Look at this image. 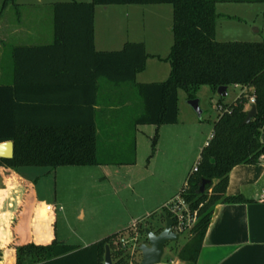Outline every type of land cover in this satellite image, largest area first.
Segmentation results:
<instances>
[{
    "label": "trees",
    "instance_id": "1",
    "mask_svg": "<svg viewBox=\"0 0 264 264\" xmlns=\"http://www.w3.org/2000/svg\"><path fill=\"white\" fill-rule=\"evenodd\" d=\"M220 1L256 2L264 0H70L52 4L53 41L48 45L15 46L11 57L13 83L0 85V143L12 141L14 155L0 158V166L18 170L21 167L134 165L135 139L129 143L132 157L105 158L99 152V136L94 120L70 126H38L24 120L25 107H34V99L21 97V87L35 88V74L65 88L85 89L92 110L96 103L99 80L113 87L131 84L141 103L132 120L133 129L140 125L156 127L151 140V154L156 150L158 130L173 125L178 119V91L188 99L200 86L216 91L220 86H239L241 92L230 104L220 99L221 112L213 122L212 138L199 154L197 171L189 173L179 193L197 210V220L179 249L171 248L182 264H196L202 242L218 204L248 202L242 195L228 196L229 173L241 164L264 163V42L224 41L215 39ZM170 4L173 42L168 56L170 65L166 80L136 83V76L146 66L147 55L142 43L127 42L121 49L96 51L94 47V9L97 5ZM6 5V3H4ZM254 97L256 114L243 124ZM86 102V101H85ZM124 147V146H123ZM208 180L204 193H199L201 180ZM165 208L153 213L135 226L121 230L85 247L53 240L48 245L33 242L15 249V264H104L105 247L110 248L113 264H125L128 250L120 239L147 242L145 230L158 234L165 218ZM155 222V224H153Z\"/></svg>",
    "mask_w": 264,
    "mask_h": 264
},
{
    "label": "crops",
    "instance_id": "2",
    "mask_svg": "<svg viewBox=\"0 0 264 264\" xmlns=\"http://www.w3.org/2000/svg\"><path fill=\"white\" fill-rule=\"evenodd\" d=\"M80 1L85 2L88 0ZM227 2L235 1H220L215 5L216 14L218 15L215 27V39L219 42L230 41L225 40L226 37H231L229 34L236 30L226 28L225 30L219 31L218 29L222 21L221 18L224 15H226V17L228 15L219 12L217 7ZM132 6L133 7H128L129 9L127 10H118V13L121 14L120 16L124 17L122 23H118L106 17V14H108L110 10L109 6H105L103 10L99 9L100 11L95 7L94 47L96 51H113L118 50L119 47L121 49L127 42L142 43L147 55L146 66L142 72L137 74L135 82L149 83L144 80H138V76L146 71L149 60L166 62L165 58L168 56L172 44L167 37L166 41H164L165 39L163 36L162 39H160L161 34L159 31L161 30V23L166 21L163 25L164 30L166 33L169 34V32H171L172 34V22L170 20L172 9L166 7L165 4ZM115 12H117V10ZM133 14L135 18L129 19V16ZM145 16L155 21L153 24H158V26H154L151 23L146 24ZM128 23L131 26L130 31L127 28ZM237 30V32H241L240 28ZM242 35L245 36L244 31H242ZM52 41L38 44H19L14 45L12 49L15 46L48 45L52 43ZM2 43L3 41H0V49ZM1 56L2 53L0 52V57ZM152 77H156V75L153 74ZM33 78L37 80L34 84V89H30L27 86L21 87L20 89L21 97L34 99L33 108L27 106L21 110V112H23L22 119L34 121L38 126H70L75 123L88 122L92 118L95 122L97 135L99 136V152L103 157H119L117 153L118 149L114 146L117 144L115 140L118 138V143L122 145L119 149L122 150L126 148V143L129 144L131 142L132 136H134L135 139L136 155L137 132L140 126L146 125L136 126L134 129L132 127V120L137 113L134 115L133 113H127V109L132 108V103H130L127 98L123 97L128 91L127 85L113 87L103 80H99L96 103L91 110L88 104H84L88 103L87 101L90 100V94L87 90L65 88L57 83L47 82L48 78L50 79L52 77L41 74H35ZM12 83L13 64L12 69L7 71L1 63L0 85H9ZM211 92L214 96L218 97V102L221 97L212 89ZM241 92L246 93V88ZM117 96H122L124 100L116 99ZM192 99L197 98L195 97ZM191 110H193L192 107ZM201 116L202 111L200 116L196 115L197 122L201 120ZM158 132L160 135L159 139L161 138L160 144L162 145H158V150L164 154L166 161H171L172 158H170V156L172 155L177 156V161L173 165H169L167 169L178 171L179 173L183 172L184 175H186L187 170L185 168L184 158L186 130L185 126L182 125L179 120V98L177 123L161 126ZM260 138L262 142H264V127L261 129ZM206 142L201 143L198 147V160L200 151L205 146ZM156 151L157 148L154 153H156ZM181 155L183 158L182 161L180 160ZM152 156H154V154ZM102 166L122 167L131 165ZM59 168L60 167H57L52 170H56L57 172ZM1 170L0 168V172ZM8 171L9 173L12 172L11 169H8ZM67 173L70 172L67 171ZM189 173H191V171ZM173 174H175V172ZM14 175H16V173H14ZM17 184H19L18 187L13 190L22 194L24 192V187L20 183ZM180 189V186L172 182L169 186L166 185L164 188L154 193V197L151 199V202L153 201L152 205H147L148 203L145 202V199H141L142 202L140 204L142 210H139V214H137L138 216L135 218L142 216L140 220L143 221L153 213H160L164 205L177 195ZM226 194L228 196L242 195L248 202L218 204L214 208L196 264H264V201L262 200L264 198L263 161L253 165L241 164L233 167L229 173ZM21 197H18L15 206H8L9 209H13L12 212L6 209L0 214V216H2V218L0 217V264H15V249L18 246L31 242L39 245H48L53 240H56V232L55 229L53 230L52 225L54 211H47V204L43 205L41 202L38 204L37 196L25 194V200H20L23 198ZM147 197L150 200L151 195ZM4 216H6V218ZM135 225L136 224H133V226ZM173 262L174 264H181L179 260Z\"/></svg>",
    "mask_w": 264,
    "mask_h": 264
},
{
    "label": "rangeland",
    "instance_id": "3",
    "mask_svg": "<svg viewBox=\"0 0 264 264\" xmlns=\"http://www.w3.org/2000/svg\"><path fill=\"white\" fill-rule=\"evenodd\" d=\"M65 1L70 0H0V41H3L0 49L2 53L0 64L2 63L5 70L12 69L11 50L14 45L52 41V4ZM89 1L91 0L85 2ZM165 6L173 10L172 5L165 4ZM96 7L100 11L99 9L103 10L105 6L97 5ZM109 7L110 10L106 17L122 23L124 17L120 16L118 10H127L128 7L133 6L120 4ZM217 9L228 15L221 18L219 31L226 28L236 29L230 33L231 35L229 34L231 37H226L225 40L264 42V1L227 2L218 5ZM116 10L117 12H115ZM133 15L129 16V19L135 18ZM144 18L146 24L155 22L147 16ZM165 22L161 23L160 39L162 36L164 41L168 38L172 44L171 32L166 33L163 27ZM153 25L158 26V24ZM127 28L129 31L131 30L129 23ZM239 28L241 29L240 33L237 32ZM242 31L245 36L242 35ZM169 72L170 65L167 61L149 60L146 71L138 76V80L164 81ZM153 74L156 77H152ZM251 90L246 88V93ZM240 93V87L229 86L227 96L221 99L225 104H230ZM193 95L199 100V107L202 111L201 120L198 122L196 112L191 110V106L188 104V95L183 90L178 91L179 120L186 130L184 154L186 175L183 172L167 169L169 165H173L177 161V156H170L172 159L167 162L164 154L159 152L158 145L161 143L159 132L157 151L152 156L151 140L155 133V127L152 125L140 126L137 132L136 163L131 166H63L57 172L47 167H21L18 170L11 169L10 173L8 171L10 168L0 166L2 169L0 172V214L9 209V205L15 206L18 197L22 196L23 198L21 197L20 200H25V194L37 196L38 204L41 202L43 205L62 208L61 211H54L52 216L56 240L77 247L88 246L127 229L137 222L142 223L143 221L140 220L142 216L135 218L141 209V199L144 198L147 205H152L151 199L154 197V193L166 185L169 186L173 182V184L182 187L188 173L192 171L198 161L199 145L206 142L211 135L213 122L219 113L217 110L218 97L212 94L211 88L208 86H200L193 92ZM123 97L132 103V108L127 109V113L136 114L140 109L141 100L131 84H128V91ZM123 97L117 96L116 99L121 100ZM115 142L117 144L114 146L118 149V156L123 160H129L132 157L130 145L126 143V148L120 150L119 147L122 145L118 143V138ZM160 146L162 145L160 144ZM180 160H183L182 155ZM174 172L175 174H173ZM17 183L24 187L22 194L13 190L18 187ZM149 195H151L150 200L147 197ZM12 210V208L9 209V212ZM0 217L2 218V216ZM4 217L6 218V216ZM187 236L181 235L175 242L177 244L175 247L178 249L182 247L187 241ZM138 243H142V240ZM173 246L174 243L166 245L161 264H169L171 260H178L174 251L171 250ZM140 260L141 254L136 252L126 260L125 264L128 262L140 264Z\"/></svg>",
    "mask_w": 264,
    "mask_h": 264
},
{
    "label": "water",
    "instance_id": "4",
    "mask_svg": "<svg viewBox=\"0 0 264 264\" xmlns=\"http://www.w3.org/2000/svg\"><path fill=\"white\" fill-rule=\"evenodd\" d=\"M219 97L223 98L227 96V86H220L216 90ZM188 104L197 113L198 116L201 115V110L199 107L198 99L188 100ZM256 114V107L254 103L249 105L246 117L243 124L247 125L251 122ZM14 155V144L12 141H5L0 143V158L11 159ZM208 180H201L199 186V193H204L206 184ZM173 221L170 217L165 218V223L162 231L158 234L154 233L150 229L145 230L146 243H142L139 246V251L141 254L140 264H161V260L164 254L165 247L168 243H175L178 241L179 237L177 234L172 232ZM104 264H113L110 248L105 247Z\"/></svg>",
    "mask_w": 264,
    "mask_h": 264
},
{
    "label": "built area",
    "instance_id": "5",
    "mask_svg": "<svg viewBox=\"0 0 264 264\" xmlns=\"http://www.w3.org/2000/svg\"><path fill=\"white\" fill-rule=\"evenodd\" d=\"M249 103L250 104L254 103V97L249 98ZM217 110L219 113L221 112V106L220 105H217ZM212 136L213 135L211 133V135H210L209 139L207 140V142L205 143V145L208 144V142L212 138ZM198 162H199V160L196 162L191 173L197 171ZM262 200L264 201V198ZM164 208L167 210V212L170 215V218L173 221L172 232L177 234L178 237H180L181 235H183V236L188 235L196 223L197 210L191 209L190 204L185 200V198L181 195V193H178L173 198H171L164 205ZM46 210L47 211H57V210L61 211L62 208L61 207L56 208L54 206L47 205ZM140 244H142V243H137L134 239H129V240H127L125 238L120 239V247L128 250L129 257L127 259L132 257L136 252L140 253V251H139ZM127 264H131V262L130 263L128 262ZM169 264H174V262L171 260Z\"/></svg>",
    "mask_w": 264,
    "mask_h": 264
}]
</instances>
